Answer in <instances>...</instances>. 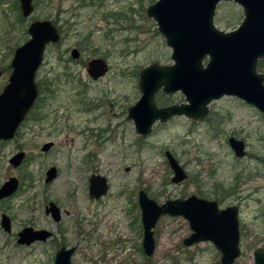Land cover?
Wrapping results in <instances>:
<instances>
[{
	"label": "rangeland",
	"instance_id": "obj_1",
	"mask_svg": "<svg viewBox=\"0 0 264 264\" xmlns=\"http://www.w3.org/2000/svg\"><path fill=\"white\" fill-rule=\"evenodd\" d=\"M155 0H33L28 17L0 0V92L11 72L14 49L29 38L34 19H50L61 32L45 47L36 71L39 97L15 136L0 141V185L18 179L16 191L0 200V215L11 219V231L0 226V264H52L60 246L73 247L71 264H221L210 241L186 246L192 230L182 216L162 215L153 227L154 250L142 248V223L137 197L143 190L157 203L191 194L215 200L219 208L238 211L239 256L232 264H253V250H264V113L235 96L209 103L201 120L184 115L156 121L146 136L135 131L127 109L140 96V69L150 63H172L171 48L148 17ZM242 8L220 2L215 25L224 31L238 26ZM79 49L77 59L70 57ZM101 57L107 73L94 80L86 72L90 58ZM264 70V61L257 65ZM157 105L184 102V95L156 94ZM233 136L244 142L245 155L229 146ZM52 141L48 151L41 146ZM24 151L14 167L8 159ZM165 151L187 177L171 181ZM57 176L45 182V171ZM128 167V170L125 168ZM100 174L108 190L95 199L88 178ZM53 201L59 221L46 214ZM24 226L42 228L52 237L28 246L16 243ZM121 249V250H119Z\"/></svg>",
	"mask_w": 264,
	"mask_h": 264
},
{
	"label": "water",
	"instance_id": "obj_2",
	"mask_svg": "<svg viewBox=\"0 0 264 264\" xmlns=\"http://www.w3.org/2000/svg\"><path fill=\"white\" fill-rule=\"evenodd\" d=\"M24 17L33 12L32 0H18ZM232 1L243 11L238 26L224 31L214 23L219 2ZM146 14L157 24V30L171 48L172 63L160 65L153 62L142 67L137 85L140 96L128 107L127 119L134 123L135 131L146 136L156 122H165L173 116L184 115L201 120L208 114L209 103L224 95L241 98L264 113V72L257 71V64L264 59V0H155L146 8ZM30 37L14 49L7 83L0 92V139L12 138L25 115L33 106L39 93L35 74L42 63L47 44L57 43L60 32L50 19H35L28 26ZM79 49L73 47L70 57L77 59ZM207 57V61L204 62ZM108 64L101 57L90 58L86 72L98 79L107 72ZM1 75V71H0ZM172 94L177 91L185 101L158 106V91ZM228 143L237 157L245 155V145L233 136ZM52 142H46L41 150L47 151ZM173 171L171 181L180 182L187 177L184 169L169 151H165ZM24 152H17L9 162L18 166ZM128 170V167L125 168ZM56 168L45 172V182L56 177ZM88 193L98 198L108 190L107 179L100 174L88 178ZM18 181L10 177L0 186V198L9 196L17 188ZM143 228L142 248L149 256L154 250L153 227L162 215L182 216L192 232L182 240L186 246L210 241L220 252L221 264H232L239 256L238 211L234 205L219 208L215 200H207L191 194L185 198L167 199L157 203L145 191L137 197ZM55 221L59 220L58 207L50 202L45 208ZM1 226L10 231V219L1 216ZM50 232L24 227L18 232L19 244L45 240ZM73 248L61 247L53 264H71ZM253 264H264V250H253Z\"/></svg>",
	"mask_w": 264,
	"mask_h": 264
},
{
	"label": "flooded vegetation",
	"instance_id": "obj_3",
	"mask_svg": "<svg viewBox=\"0 0 264 264\" xmlns=\"http://www.w3.org/2000/svg\"><path fill=\"white\" fill-rule=\"evenodd\" d=\"M100 1H102V0H100ZM32 3H33V0H32ZM12 5H13V8L15 7L16 10L19 11V12L21 13V15H22V12H21V9H20V2H19L18 0H12ZM33 9H34V5H33ZM30 15H31V14H30ZM22 17H24V16L22 15ZM27 17H28V16H27ZM25 18H26V17H25ZM34 20H35V19H34ZM39 20H40V19H39ZM41 20H42V19H41ZM32 21H33V20H32ZM32 21H30V23H31ZM51 21H52V20H51ZM52 22H53V21H52ZM30 23H29V24H30ZM53 23H54V22H53ZM54 24H55V23H54ZM55 25H56V24H55ZM28 26H29V25H28ZM56 27H57V25H56ZM57 28H58V27H57ZM27 29H28V27H27ZM58 30H59V32H60V29H59V28H58ZM27 32H28V31H27ZM29 37H30V35H29ZM60 39H61V32H60ZM59 41H60V40H59ZM23 43H24V42H23ZM23 43H22V44H23ZM49 44H50V43H49ZM47 45H48V44H47ZM47 45H46V46H47ZM72 48H73V47H72ZM72 48H71V49H72ZM13 53H14V52H13ZM43 57H44V55H43ZM78 58H79V57H78ZM205 61H207V57L205 58ZM262 61H264V59L259 60L257 65H259V62H262ZM42 62H43V60H42ZM87 62H88V61H87ZM40 65H41V64H40ZM86 66H87V64H86ZM38 68H39V67H38ZM11 70H12V68H11ZM0 71H1V69H0ZM107 71H108V70H107ZM257 71H258V69H257ZM259 72H264V70L259 71ZM106 73H107V72H106ZM106 73H105V74H106ZM1 74H2V71H1ZM105 74H104V75H105ZM88 76H89V75H88ZM8 77H9V76H8ZM91 79H92V78H91ZM95 80H96V79H95ZM35 81H36V79H35ZM36 83H37V81H36ZM37 86H38V84H37ZM38 90H39V87H38ZM39 92H40V90H39ZM158 93L163 94V93L160 92V91H159ZM224 96H227V95H224ZM38 97H39V93H38V95H37V98H36V100H35L33 106L35 105V103H36ZM155 100H156V98H155ZM156 103H157V102H156ZM33 106L31 107V109L29 110V112L25 115L24 119H26V118L29 116V114H30V112H31V110H32V108H33ZM158 106H159V105H158ZM161 106H164V105H161ZM24 119L22 120V122L24 121ZM22 122L20 123V125L22 124ZM20 125H19L18 128L16 129V131H15L14 135L12 136V138H13V137L15 136V134L17 133V130L19 129ZM12 138H10V139H12ZM10 139H7V140H10ZM7 140H2V139H0V141H7ZM47 142H52V141H47ZM45 143H46V142H45ZM43 144H44V143H43ZM43 144H42V145H43ZM52 146H53V142H52ZM52 146H51V147H52ZM41 147H42V146H41ZM51 147H50V148H51ZM50 148H49V149H50ZM40 149H41V148H40ZM49 149H48V150H49ZM48 150H47V151H48ZM41 151H42V150H41ZM17 152H24V151H17ZM17 152H16V153H17ZM16 153H14V154H16ZM14 154H13V155H14ZM13 155H12V156H13ZM12 156H11V157H12ZM11 157H10V158H11ZM24 157H25V152H24ZM24 157H23V159H24ZM10 158H9V159H10ZM9 159H8V162H9ZM23 159L21 160L20 164L22 163ZM9 163H10V162H9ZM10 164H11V163H10ZM20 164H19V165H20ZM11 165H12V164H11ZM19 165H18V166H19ZM14 167H17V166H14ZM50 167H51V166H50ZM54 167H55V166H54ZM55 168H56V167H55ZM46 171H47V170H46ZM46 171H45V172H46ZM56 172H57V169H56ZM56 176H57V173H56ZM10 177H15V176H10ZM10 177H8V178H10ZM15 178H16V177H15ZM16 179H17V178H16ZM6 180H8V179H6ZM6 180H5V181H6ZM44 180H45V178H44ZM5 181H4V182H5ZM17 181H18V179H17ZM4 182H3V183H4ZM3 183H2V184H3ZM46 183H47V182H46ZM2 184H1V185H2ZM88 184H89V183H88ZM107 184H108V183H107ZM1 185H0V186H1ZM17 187H18V184H17ZM108 188H109V186H108ZM16 189H17V188H16ZM16 189H15V191H16ZM15 191H14V192H15ZM14 192H13V193H14ZM106 192H107V191H106ZM13 193H11L9 196H6V197H3V198H0V200H3V199H6V198L10 197ZM88 194H89V193H88ZM105 194H106V193H105ZM103 195H104V194H103ZM103 195H101L100 197H102ZM89 196H90V195H89ZM90 197H91V196H90ZM100 197H98V198H100ZM93 198H95V197H93ZM98 198H95V199H98ZM174 199H175V198H174ZM50 202L54 203L53 201H48V203L44 206V211H45L46 206L49 205ZM54 204H55V203H54ZM159 204H160V203H159ZM55 205H56V204H55ZM56 206H57V205H56ZM139 208H140V207H139ZM224 208H225V207H224ZM58 209H59V208H58ZM45 213H46V212H45ZM140 213H141V212H140ZM2 214H5L6 216H8L6 213H1V215H0V226H1V216H2ZM46 214H49V215L52 217V215H51L50 212H49V213H46ZM59 215H60V217H59V220H60V218H61L60 209H59ZM8 217H9V216H8ZM52 218H53V217H52ZM140 218H141V215H140ZM9 219H10V217H9ZM53 220H54V218H53ZM59 220H57V221H59ZM141 223H142V222H141ZM10 225H11V219H10ZM1 227H2V226H1ZM24 227H31V228H33L32 226H24ZM24 227H23V228H24ZM2 228H3V227H2ZM3 229H4V228H3ZM33 229H34V230H40V229H42V228H33ZM21 230H22V228H21L19 231H21ZM43 230H45V229H43ZM5 231H6V230H5ZM10 231H11V228H10ZM10 231H6V232H10ZM19 231H18V232H19ZM46 231H48V230H46ZM18 232H17V237H16V243H17V244H19V243L17 242V239H18ZM48 232H50V235H49L45 240H47L48 238H51V237H52V232H51V231H48ZM142 232H143V228H142ZM142 236H143V235H142ZM45 240H35V241L31 242L30 244H32V243H34V242H37V241H45ZM30 244H20V245L28 246V245H30ZM61 247H65V246H60V247L56 250V252H57ZM65 248H67V247H65ZM69 248H73V247H69ZM119 250H121V249H119ZM56 252H55V254H56ZM55 254H54V258H55ZM71 255H72V253H71ZM70 257H71V256H70ZM53 261H54V259H53ZM70 263H71V262H70ZM52 264H53V263H52Z\"/></svg>",
	"mask_w": 264,
	"mask_h": 264
}]
</instances>
